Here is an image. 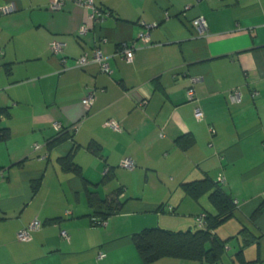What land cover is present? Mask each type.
Here are the masks:
<instances>
[{
	"label": "crops",
	"instance_id": "crops-1",
	"mask_svg": "<svg viewBox=\"0 0 264 264\" xmlns=\"http://www.w3.org/2000/svg\"><path fill=\"white\" fill-rule=\"evenodd\" d=\"M49 2L0 0V9L15 7L0 13V129L9 131L0 141V264H141L132 236L194 230L199 214H217L215 188L234 211L214 231L227 243L212 264H264V0H94L108 12L98 25L70 1L58 11ZM143 24L153 25L149 44L123 58L120 46ZM54 40L65 44L60 55L49 49ZM95 46L109 75L95 63L75 66ZM110 119L120 130L105 125ZM68 154L81 176L59 161ZM126 158L133 169L120 167ZM204 179L210 189L186 192L184 184ZM121 189L120 210L95 225L88 192L104 200ZM35 218L41 227L18 241Z\"/></svg>",
	"mask_w": 264,
	"mask_h": 264
},
{
	"label": "trees",
	"instance_id": "trees-1",
	"mask_svg": "<svg viewBox=\"0 0 264 264\" xmlns=\"http://www.w3.org/2000/svg\"><path fill=\"white\" fill-rule=\"evenodd\" d=\"M2 112L1 110L0 114ZM66 133L72 134L73 132L67 130ZM8 138V129H0V141H5ZM59 161L64 168L72 169L76 174L81 176L79 167L72 162L71 154L60 158ZM211 187L210 181L206 179L184 184L186 192L193 197L199 196ZM122 192L121 189L110 199L104 200H100L93 193L88 192V202L93 208V215L99 217L94 222L95 225L105 222L108 217L120 210L122 203L117 198ZM209 198L216 207L217 214L209 215L204 213L206 221L204 228L196 227L194 230L173 231L154 227L135 233L132 236V241L140 257L141 264H153L165 257L210 264L216 262L224 252L227 240L218 238L214 231L233 215L234 205L231 198L217 188L211 190Z\"/></svg>",
	"mask_w": 264,
	"mask_h": 264
},
{
	"label": "built area",
	"instance_id": "built-area-1",
	"mask_svg": "<svg viewBox=\"0 0 264 264\" xmlns=\"http://www.w3.org/2000/svg\"><path fill=\"white\" fill-rule=\"evenodd\" d=\"M66 1L72 2L74 5H77L79 7H82L88 11V19L94 24L98 25L100 24L103 19L106 17L108 12L103 11L99 9L96 5L94 0H50L48 4V10L50 11H58L62 8L63 4ZM15 10V7L11 4L5 5L0 9L1 14H7L11 13ZM192 25L196 28L198 33H203L207 30V25L203 17H197L192 21ZM143 31H141L136 40L133 41L130 45L122 44L119 49V55L122 56L125 59H131L134 55V52L136 49L143 45H147L150 42V30L152 29L153 25H146L143 24ZM87 30V27L83 26L81 28V31L84 32ZM65 44L59 41H52L49 44V49L53 55H60L63 51ZM65 58H61V61L63 64H65ZM90 63H95L98 65L100 71L104 74H110L112 71L109 67V64L106 61V58L104 57L102 51L98 46L93 47L91 51V55L89 56L87 52L83 53L80 57L75 59V66L78 68H82ZM194 82V80H192ZM187 98L191 101L194 100V89L193 87H189L186 91ZM94 98V92H90L86 97L82 99V105L85 110H89L90 106L92 105ZM239 93L237 91H233L230 94V100L231 101H238L239 100ZM147 103V98L143 97L142 100L138 103V105L144 106ZM194 116L196 119L200 120L202 119L203 115L202 112L199 108L194 109ZM79 124H74L72 125L68 131L75 132L78 128ZM105 125L112 128L115 131L120 130L119 124L117 121L110 119L105 122ZM53 127L58 130V131H63L64 128L59 124V123H54ZM211 132H213L212 129H210ZM34 148H38V145H34ZM120 167L131 170L135 167V163L132 159L126 158L123 159L120 163ZM218 180L220 182L224 181L223 176H219ZM168 210L171 211V207H168ZM105 222H101V224H104ZM42 223L39 219L35 218L27 227L23 228L20 230L16 237L18 241L21 242H27L31 239V231L38 230L41 227ZM206 226V221H205V214L201 213L197 216L196 218V227L197 228H204ZM61 236L64 237L66 240H69V237L67 233L62 230L61 231ZM103 254L100 252L98 253V258H102Z\"/></svg>",
	"mask_w": 264,
	"mask_h": 264
}]
</instances>
